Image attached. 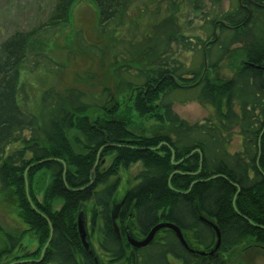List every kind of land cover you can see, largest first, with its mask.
Returning a JSON list of instances; mask_svg holds the SVG:
<instances>
[{
	"label": "trees",
	"instance_id": "16d2710c",
	"mask_svg": "<svg viewBox=\"0 0 264 264\" xmlns=\"http://www.w3.org/2000/svg\"><path fill=\"white\" fill-rule=\"evenodd\" d=\"M93 1L103 36L113 33V28L128 26L131 31L153 3L144 0V8L132 12L130 19L128 11L135 0ZM252 1L243 2L249 11L238 3L236 9L211 20L212 24L225 22L220 26L221 41L210 49L217 48L214 52L219 59L252 26L253 39L245 50L253 65L241 67L231 79L216 82L208 78L191 86L202 68L171 61L170 45L178 43L197 52V44L182 34L171 38L173 25L164 28L168 38L159 44L163 39L158 40L150 27L146 37L134 41L132 47L114 50L113 72L123 90L117 97L106 89L91 102L75 90L63 98L48 88L42 95L39 118L20 103L26 95L21 70L47 64L41 61L47 41L53 32L71 24L74 6L81 0H56L45 23L17 31L0 44V194L12 191L18 216L27 225L19 235L7 234L9 246L0 249V264H97L82 244L77 222L81 204L92 198L98 208L99 246L109 261L106 264L126 257L128 227L145 237L157 224L172 223L192 248L212 250L217 241L215 230L201 216L212 221L221 234V247L211 260L189 252L174 232L163 229L150 245L134 250L136 264H226L225 254L245 241L264 246V71L256 68L264 66V0ZM154 2L162 5L155 8L157 15L162 7L166 10L164 2L169 12H180L177 5L185 4L202 11L201 0ZM164 20L154 28L158 30ZM140 33L137 29L133 36ZM136 62L142 66L138 71L133 67ZM126 91L130 113L175 127V138L160 132L162 125L152 134L137 131L121 108L120 97ZM173 94L180 103L212 104L219 123L211 119L186 123L173 111ZM234 129L242 142L240 151L231 153ZM138 162L141 169L122 197L114 220L111 203L121 182L120 172ZM130 218H134L136 231L132 221L129 226ZM29 234L38 243L32 250L21 241ZM18 248L22 253L15 255Z\"/></svg>",
	"mask_w": 264,
	"mask_h": 264
},
{
	"label": "rangeland",
	"instance_id": "374dc122",
	"mask_svg": "<svg viewBox=\"0 0 264 264\" xmlns=\"http://www.w3.org/2000/svg\"><path fill=\"white\" fill-rule=\"evenodd\" d=\"M149 1L153 3L147 5V11L137 20V24L131 27V31H128V26L123 29L113 28V33H109L106 36H103L101 31L98 30L94 1L81 0L77 6L75 5L71 16V24L53 32L54 34L47 41L45 56L41 60L47 64H42L41 66L32 64L27 69L23 68L21 70V84L24 87V93H26L25 96H21L23 98L20 100L23 107L39 118L41 115L42 95L48 88H53L63 98L68 96L72 90H75L80 95L90 97L89 101L91 102L99 99L100 94L106 89L111 91L114 97H117L118 91L123 90L119 88L116 75L113 72L112 59L114 50L120 47H132L131 44L134 41L139 42L142 37H146L150 27L156 31L158 40L163 39L159 44L164 43V39L168 38L167 29L164 28L170 25H173V29L169 28V36L171 38L176 34H182L187 36L188 39L190 38L193 44H197V52H192L187 51L178 43L171 44L169 39V45L171 44L170 47L172 49V53L169 54L171 61L178 60L187 67H191L193 64L194 66L203 65L204 57L208 55V48L211 47L207 46L209 43L208 37L213 34L214 29V24L211 23V20L220 18L219 16L222 12L236 9L239 2V0H201L202 11H194V6L185 4L179 7L177 5V10L180 9V12L178 11L177 13L167 11L169 5L164 2L163 5L166 10L162 7L160 9L161 13L157 15L155 8H160L161 4L154 2L155 0ZM55 2L56 0H0V44L17 31H28L45 23L52 14ZM143 2L144 0L134 1L127 15L130 19L133 15L132 12H140V7L144 8ZM175 15L177 16L175 17ZM208 16H210L208 19H204ZM164 18L165 20L164 22L162 21L163 24H160L159 29L154 28ZM174 18L177 19L175 21L180 26L173 21ZM251 27L241 36L239 41L230 45L221 53L220 59L219 57L217 58V62L214 65L216 68L212 67L213 69L208 71L212 80H228L241 68L242 63L246 61L245 46H248L253 39ZM160 28H162L161 31L164 30L162 38ZM137 29L142 31V33L137 35L139 37L133 36L134 31ZM217 35L219 38V28ZM197 36L201 39H196ZM124 40H131L132 42L126 43ZM215 50L217 51L216 47ZM133 67L136 68L134 70L138 71L142 66L136 62ZM204 67L205 64L203 65ZM128 97L129 93L127 91L122 93L120 97L121 108L126 111L125 119L128 122H134L137 131L152 134L158 129H162V124L160 125L155 119L150 117L140 118L130 113ZM177 97V94L172 95L174 100L173 111L186 123L195 124L206 119H211L216 125L219 123L220 116L212 104L200 102L180 103L174 99H177ZM162 126H164V129L160 132L168 133L174 139L175 127L169 124ZM232 132L233 139L229 149L231 153H235L240 151L242 141L237 129ZM11 148L15 149V147ZM29 156L30 154H27V158ZM140 168L141 163L138 162L129 169L121 170V182L111 203L113 211L119 209L120 200L130 188L133 177ZM80 212L84 213L86 218L85 226L89 233L92 254L99 258L98 262L100 264H106V261L102 260L101 249L98 245V239L101 235L98 208L95 200L92 198L82 203ZM131 221L133 222L132 228H136L134 218H130L129 226H131ZM0 227L2 228L0 230V249L8 246L7 233L15 234L27 228V225L23 224L18 216L17 204L12 191L9 194H0ZM21 241L29 250L36 247V239L32 235H27ZM92 244L96 249L92 247ZM21 253L22 250L20 248L15 251V255ZM132 259V251L129 249L128 255L114 264H132ZM224 260H226V264H264V246L254 247L250 242L245 241L239 244L233 252L225 254ZM176 264L181 263L176 262Z\"/></svg>",
	"mask_w": 264,
	"mask_h": 264
},
{
	"label": "water",
	"instance_id": "95a60500",
	"mask_svg": "<svg viewBox=\"0 0 264 264\" xmlns=\"http://www.w3.org/2000/svg\"><path fill=\"white\" fill-rule=\"evenodd\" d=\"M256 68L260 69V66H257ZM119 206H120V203H119ZM117 211H114L115 212V214L113 215L114 220L117 218V215H118ZM200 218L203 221L207 222L215 230L217 241L215 244V248L209 254L210 256H213L219 250V248L221 247V244H222L220 231H219L218 227L212 221L205 219L202 216ZM77 222H78V230H79L83 245L89 253H92V251L90 249V243L88 241L87 231L85 228L84 213H82V212L79 213ZM115 228H116V232L118 233V228L116 225H115ZM163 229H169V230L173 231L176 234L179 241L181 242V244L191 253H195V254L200 255V256L206 255L205 252L195 251L194 249L190 248L187 240L185 239L183 231L178 226H176L172 223H159V224H157L155 227H153L150 230V232L143 239H136V238H133L131 236H127V239H128L129 244L131 246H133L134 248H142V247H145V246L149 245L150 243H152L153 240L155 239L157 233ZM48 244H49V242L46 244L45 247H47Z\"/></svg>",
	"mask_w": 264,
	"mask_h": 264
},
{
	"label": "flooded vegetation",
	"instance_id": "af4514ba",
	"mask_svg": "<svg viewBox=\"0 0 264 264\" xmlns=\"http://www.w3.org/2000/svg\"><path fill=\"white\" fill-rule=\"evenodd\" d=\"M240 1V5L242 6V7H244V8H246V10H248L249 11V7L246 5V4H243L242 3V0H239ZM251 2L252 3H255L254 1H252L251 0ZM220 24H218V25H216L215 26V28H214V31H213V35H214V37H213V39H211V40H209V43H208V47H212L213 46V44H215L216 42H217V38H218V35H217V30H218V26H219ZM216 40V41H215ZM210 47V48H211ZM210 48H208V55H206L205 57H204V63H203V65L205 64V67H204V69L202 70V71H200V75H199V77H198V79L195 81V83H194V85L196 86V85H199L202 81H204L205 79L207 80L208 79V76H209V73H208V71L209 70H211L210 69V66H211V64H213L214 63V55L210 52Z\"/></svg>",
	"mask_w": 264,
	"mask_h": 264
},
{
	"label": "bare ground",
	"instance_id": "6f19581e",
	"mask_svg": "<svg viewBox=\"0 0 264 264\" xmlns=\"http://www.w3.org/2000/svg\"><path fill=\"white\" fill-rule=\"evenodd\" d=\"M197 152H199V151L197 150Z\"/></svg>",
	"mask_w": 264,
	"mask_h": 264
}]
</instances>
